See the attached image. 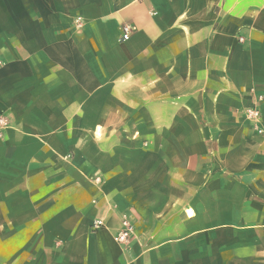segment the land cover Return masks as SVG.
<instances>
[{"label": "crops", "instance_id": "obj_1", "mask_svg": "<svg viewBox=\"0 0 264 264\" xmlns=\"http://www.w3.org/2000/svg\"><path fill=\"white\" fill-rule=\"evenodd\" d=\"M0 60V264H264V0H0Z\"/></svg>", "mask_w": 264, "mask_h": 264}, {"label": "built area", "instance_id": "obj_2", "mask_svg": "<svg viewBox=\"0 0 264 264\" xmlns=\"http://www.w3.org/2000/svg\"><path fill=\"white\" fill-rule=\"evenodd\" d=\"M77 27H82L83 22L81 18H77ZM122 30V41H128L137 31V28L131 24H124ZM243 41V39H240ZM4 61L0 60V68L4 66ZM262 101V99H259ZM245 119L252 121L257 125L259 134H264V130L259 127L263 120L262 112L260 108L253 107L245 109L239 112ZM11 127V121L8 116L0 112V137L3 136L4 132ZM103 225L101 221H97L94 224V229L100 228ZM137 238V227L136 222L131 214H125L121 220L120 228L114 236L116 243L121 246H128L132 240Z\"/></svg>", "mask_w": 264, "mask_h": 264}]
</instances>
